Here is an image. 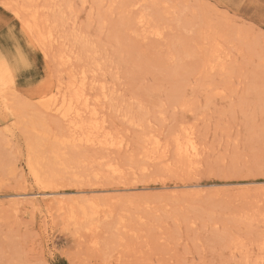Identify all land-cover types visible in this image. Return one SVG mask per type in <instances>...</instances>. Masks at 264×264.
<instances>
[{
    "label": "rangeland",
    "instance_id": "obj_1",
    "mask_svg": "<svg viewBox=\"0 0 264 264\" xmlns=\"http://www.w3.org/2000/svg\"><path fill=\"white\" fill-rule=\"evenodd\" d=\"M7 1L0 0V48L9 46L7 33L13 30L28 67L19 71L18 89L0 94V264H264L261 0H239L243 8L237 0H33L42 7L41 15L52 19L47 24L55 25L50 27L58 36L46 56L22 37L21 24L4 7L32 0ZM216 42L222 45L223 69L210 68ZM60 51L70 52L71 68L59 64ZM71 69L86 70L84 90L104 130L124 143L120 150L88 144L75 152L62 148L70 163L85 152L94 164L100 160L97 166L121 167L119 175L84 156L79 160L92 163L84 165L87 171L70 165L71 174L51 164L57 172L51 181L80 189L67 195L71 206L88 197L104 204L106 212L79 225L55 208L50 214L46 206L8 210L4 203L12 191L39 187L23 182L30 147L38 142L34 146L41 151L45 140L39 132L58 137L66 133L67 123L39 108L38 86L56 82ZM18 114L21 119H13ZM185 126L194 128L200 153L191 167L185 160L182 167L174 151ZM156 137L158 149L152 142ZM80 147L85 148L80 152ZM237 181L256 183L233 184ZM124 184L131 189L120 194ZM175 184L203 190L168 187Z\"/></svg>",
    "mask_w": 264,
    "mask_h": 264
},
{
    "label": "bare ground",
    "instance_id": "obj_2",
    "mask_svg": "<svg viewBox=\"0 0 264 264\" xmlns=\"http://www.w3.org/2000/svg\"><path fill=\"white\" fill-rule=\"evenodd\" d=\"M23 1H25V0H23ZM7 2H8V4L12 3V2L9 3V0ZM19 2H20V0H19ZM32 3H33V0H32ZM32 3L30 1L29 5L28 4L27 5H23L22 3L18 4V1H17L16 4H18V5L11 4V5H9L10 7H7V9L9 8L11 10V13H13L15 15V17L18 19L19 23L21 24L22 37H24L27 40L31 39L33 41V43H35V45L39 48V50H42V52L46 56L48 50L50 52V49H49V48H51L50 45H52V44L57 42V37L58 36L56 37L55 34L53 33L54 29H51V27L54 28L53 27L54 24L53 25L50 24V25H52L51 27H50L49 24H47L48 21H51L52 19L47 21V17L46 16H48V15L44 14V16H42L40 14L41 13V9H42V7L39 6L40 4H38V2H37V3H33V5H31ZM4 7H5V5H4ZM47 7H44V8H47ZM53 21H55V20H53ZM25 28H30V31L25 32ZM55 30H57V29H55ZM155 33L157 34V32H155ZM220 43L216 42L214 47L212 48V51L210 52L211 53V57H212L211 59L213 61V65H211L210 68H214L215 66H218V67H220V69H223V66H222L223 62H221V60L223 59L222 58L223 57L222 56V49H221L222 45ZM28 44H29V42H28ZM52 47H54V45H52ZM66 49L68 51L69 48H66ZM63 51H64V49H63ZM69 53L68 52H64L63 53V52L60 51L57 54L58 55L59 64L61 65V67L63 65H65L68 68L69 61H70V63L72 62L71 61L72 58L70 57ZM2 56H3V54L0 53V57H2ZM55 58H56V56H55ZM4 60H5V62L3 64H0V94H4L5 90H7V89H12V91H14V89H18L17 87H18L19 71L13 72L12 65L7 62V58L6 57H4ZM70 66H72V65H70ZM73 66L75 67V64ZM67 68H65V69H67ZM69 68H71V67H69ZM75 68H77V67H75ZM75 68H74V71H75ZM79 70L81 71L80 67H79ZM79 70H77V71L79 72L80 75H77L78 72L77 71H76L77 73L73 72L72 69L68 70L67 72H65V71L63 72L62 71L61 73H62V75L64 74V76L60 75V77L58 76L57 79L52 76L56 80V82H54V83H48V82L47 83H42L41 82L42 84H40L38 86V92H37V95H36V99L38 100L39 108L43 112H45L46 114L51 115V116H55L56 118H60L61 121L66 122L67 123V127H66L67 131H66L65 134L63 133L60 136L58 135L59 134L58 133L57 134L58 137L57 136L55 137L54 135H52V137H51V135L48 132H46V130H44V133L43 132H39L37 130V132L42 133L45 142H44V144H42L43 147L40 146L41 147V151H40V149L38 147H37V149H39V150L37 151L36 146H34L38 142L36 144L32 145V147H30V153L28 155L27 160H25L26 163H24L25 167L22 168V170H23L22 174L24 173V175H23L24 184L26 182H28V181H31L32 183L39 185V187H37L35 189L34 188H24V189H21L19 191H12V192L6 194L4 203H5L7 209H8V207H10V209L11 208L16 209V207H18V208L22 207L23 210H24V208H25V210H27L26 208H29V210L40 211L43 206H46L47 207L46 208L47 212L50 214L51 210H53L55 208L58 212H63V213L67 214L66 217H67L68 222L72 221L73 224L75 223V224H78V225L81 224L80 220L85 221V222H90L94 218L95 215H97V214H99L101 212L102 213L106 212V209L103 206L104 204L103 203L102 204L99 203L98 200L95 201L96 199L94 197L89 198L87 196L88 198L87 197H86L87 199L85 198L86 199L85 203L78 204V205L76 204V207H75V204H73V206H71L68 203L69 200H68L67 195L71 196L73 193L78 192L80 189L79 190L64 189V188H61V187L57 186V185H59L57 183L59 181L56 182L55 179H54L52 181H55L56 184L55 183L53 184L52 181L50 180L52 178L53 174L57 173V172L54 171V169H53L54 167L51 166V164L55 165V167H58V169L60 168V170H62L63 172H70V170H69L70 165H72L71 167H74V165H75V168L78 166V168L81 169L82 167L84 168V165L86 164V166H85V168H86V167L89 166L88 164H92L93 163L92 161H94V159H95V158L91 159L93 157L89 158L90 156L86 157L88 154L86 155L85 152H84L83 155H81V154L80 155L82 157L84 156L83 159L89 158V160H87L88 162L91 159L92 163L91 162L88 163V162H86V160H84L85 162L83 161L84 164L82 166V164H81L82 160L81 161L79 160V157L81 158V156H79L78 158H76L77 159V161H76L77 163L76 164H74L76 159H74V162H72L73 158L72 159L70 158L71 159L70 161L73 163L72 164V163L69 162V158H66V156H65L66 155L65 151L67 149H69V150L70 149L71 150L72 149H76V148L78 149L79 146H82L84 144V146L86 147L87 145H85V144H88L90 146L95 145L94 147H97L96 145H98V146L101 145L100 147L103 146V147H105V149H107V147L111 148V146H115L116 148L118 147L119 150H120V147L124 144V143H122L123 139L120 138L121 140L115 141L114 138L112 137V134L108 133L109 130L107 132H106V130H104V125H103L104 121L100 120L101 117L98 114L97 107H95L94 103L90 99V96H89L90 94L88 92H86L87 90L86 91L84 90L85 89L84 87H85V84H86L85 82H86V79H87V76H86L87 74H85L86 70L82 71L81 73H80ZM9 73H12V74L9 75ZM88 77H89V75H88ZM87 80H89V79H87ZM93 82H95V81H93ZM32 86H33V82L30 81L29 84L25 88H28V90H29L30 88H32ZM92 86H93V84H92ZM28 90H26V91H28ZM10 95L11 94H9V95L5 94L3 96H10ZM13 95H14V93H13ZM12 99H11L10 102H8V105H7L8 107H9V103L11 105ZM15 102H16V100H15ZM19 102L20 101H18L17 107H19V104H20ZM24 105H25L24 103H23V105H20V106H22V107H20V109H23L25 107ZM12 107H14V106L13 105L11 106L10 111L12 110ZM20 109H17V110H19V112H21L22 110L20 111ZM17 110L15 112H17ZM98 115H99L100 118L98 117ZM19 117H20V115L18 117L13 118V119H16V118L18 119ZM102 118H103V116H102ZM19 119H21V118H19ZM31 120L33 121L32 118H31ZM19 121H16V122H19ZM32 123L34 124L35 122L33 121ZM14 124H16V123L15 122L13 123V121H12V123L10 125V127L13 125L11 127L13 129H15L14 128ZM25 125H26V123H25ZM8 126L5 128V130L13 131V129H11ZM15 126H17V125H15ZM31 126H32L31 128H34V130H35L34 126H36V125H31ZM41 126H43V124ZM41 129L43 130V128H41ZM193 129L191 127H189V126L188 127L185 126V127L181 128V131H182V132H180L181 135L179 136V134H178V136L175 138V141H174L175 142L174 151H176L175 155H177L176 157H178V159H180L181 166H182L183 161L185 160L186 164L187 165L189 164L190 167H191V165L196 164L197 160L199 159L198 158V156L200 154L198 152L199 147L197 148V144H196L197 141L195 139L194 132H193L194 130ZM12 133L14 134V132H11V134ZM18 133H20V131ZM151 135H153V134H151ZM153 138H154V136H153ZM153 138H152V142L154 143V146H153L154 149L155 148L156 149L160 148V143H159L160 139L157 140V137H156V139H153ZM144 141H146V140H144ZM40 143H41V141H40ZM153 143H152V145H153ZM90 146H89V148H90ZM172 147L173 146H171V148ZM62 148H66L65 151H63ZM81 148L82 147H80V149H79L80 152L84 150V148H82L83 150H81ZM39 151L41 152V154H40ZM73 151L74 150H72L71 152H73ZM80 152H78V154ZM48 157L50 158V161L48 163H44V161L47 160V159L45 160V158H48ZM97 158H99V156ZM25 159H26V157H25ZM78 160H79V162H78ZM96 161L97 160H95V162ZM163 161H166V159L163 160ZM176 161L177 160H175V162ZM98 162H100L99 159L97 161V164H98ZM108 162H109V160H108ZM177 162L178 163H176V164H180L179 161H177ZM156 163H157V160H156ZM171 163H166V164H167V166H170ZM173 163H174V161H173ZM97 164L93 163L92 165H96L97 166ZM103 164H102V166L101 165L100 166L103 167ZM183 165L185 166V164H183ZM100 166H99V168H100ZM195 166H197V165H195ZM105 167L108 170L105 169L104 167H103V169H105L107 171H110V173L112 172L113 174L115 173V174H118V175H119V173H122L121 167L113 165L111 163L108 164V165H105ZM43 168H45V169H43ZM88 169L89 168H87V170ZM93 169H96V168H93ZM93 169L92 170L90 169V170L93 172ZM60 170H59L58 174L59 173L62 174L60 172ZM71 170H74V168L71 169ZM81 170L85 171L86 169L85 170L81 169ZM82 171H81V173H82ZM94 171H96V170H94ZM19 173H21V172H19ZM79 173H80V171H79ZM87 174H89V173H87ZM20 176H22V175L20 174ZM56 176L57 175H55V178H56ZM96 176H97V174H96ZM21 180H22V178H21ZM193 183H190V184H193ZM252 183H256V181H237V182H234L233 184L242 186L243 184H252ZM262 183H264V182H262ZM257 184H259V183L257 182ZM61 185H63V184H61ZM121 186L122 187L118 188L119 191H121V193L118 192V191H117V193L123 194V192L130 191V189H131L130 187L126 186L125 184L121 185ZM260 186L261 185H259V187ZM159 187L167 188V184H161ZM168 187L176 188V189L177 188H185V189L196 190V191H202L203 190V188L201 189V187L197 188L196 186H189V184H179V185L175 184L173 186L170 185ZM260 188L264 189V186H261ZM257 189H258V187H257ZM113 190H114V188H113ZM172 190L175 191V189H172ZM92 198H94V199H92ZM3 201H0V202H3ZM0 204L2 205V203H0ZM46 215H48V214H46ZM48 216L50 217V215H48ZM101 216H103V215H101ZM97 217H98V215H97ZM79 221H80V223H79ZM87 224H89V223H87ZM83 225H84V223H83ZM89 226H90V224H89ZM90 228H91V226H90ZM92 229H94V228L92 227ZM131 229L132 228H130V230ZM88 230H89V228H88ZM89 240H91V239H89ZM93 242H95V241H93ZM263 244H264V242H263ZM262 249H264V247H262ZM107 264H113V262L109 261Z\"/></svg>",
    "mask_w": 264,
    "mask_h": 264
},
{
    "label": "snow or ice",
    "instance_id": "obj_3",
    "mask_svg": "<svg viewBox=\"0 0 264 264\" xmlns=\"http://www.w3.org/2000/svg\"><path fill=\"white\" fill-rule=\"evenodd\" d=\"M261 3L264 4V0H261ZM240 8L244 7L243 3H240L237 0V5ZM5 7H10L5 5ZM30 31V28H25V32ZM261 35H264V23L261 24ZM7 39L10 41V44L7 48H0V53H3V56L0 57V64L5 62L4 57L7 58V62L12 65L13 72L20 71L25 67H28L27 60L24 57V54L21 50L20 44L17 43V37L13 30H9L7 33ZM15 48V52H12V48ZM12 73H9L11 75Z\"/></svg>",
    "mask_w": 264,
    "mask_h": 264
}]
</instances>
